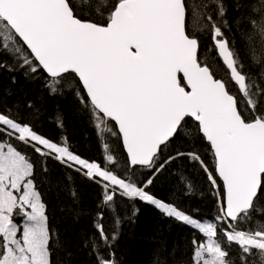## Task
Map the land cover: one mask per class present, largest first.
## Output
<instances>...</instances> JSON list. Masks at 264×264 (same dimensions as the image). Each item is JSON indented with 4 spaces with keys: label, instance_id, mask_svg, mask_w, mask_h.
I'll use <instances>...</instances> for the list:
<instances>
[{
    "label": "snow or ice",
    "instance_id": "6c2138e0",
    "mask_svg": "<svg viewBox=\"0 0 264 264\" xmlns=\"http://www.w3.org/2000/svg\"><path fill=\"white\" fill-rule=\"evenodd\" d=\"M230 7L228 18L225 0H0V69L42 77L53 94L70 88L102 144L90 160L66 137H45L18 111L0 109V264H57L53 245H64L35 180L36 163L47 172L49 160L69 170V182L75 172L99 187L98 207L116 212V198H126L135 215L140 201L188 227V264H264V0ZM194 20L210 47L202 49ZM179 157L203 173L213 217L150 191ZM102 220L97 213L83 247L90 264H119L117 233ZM65 251L62 264H74Z\"/></svg>",
    "mask_w": 264,
    "mask_h": 264
},
{
    "label": "trees",
    "instance_id": "16d2710c",
    "mask_svg": "<svg viewBox=\"0 0 264 264\" xmlns=\"http://www.w3.org/2000/svg\"><path fill=\"white\" fill-rule=\"evenodd\" d=\"M231 3L232 0H225V4L229 6L228 18L235 15L231 10ZM200 28L201 23L194 20L192 29L199 35L202 49L208 48L211 45L210 37L200 31ZM225 32L232 39L233 33L227 29ZM203 55L211 57L212 53L205 51ZM6 59L0 56V60ZM245 70L247 71V67ZM45 84L42 77L26 75L22 68L17 67L14 71L0 69V109L12 108L18 111L20 117L29 121L41 135L53 140L66 137L72 150L82 157L98 160L102 155V144L88 112L82 108L70 88L65 87L53 94ZM29 104L32 105L31 108L27 107ZM58 121H62V126ZM108 142L111 145V140ZM178 147L185 152L191 150L190 144ZM25 151L29 152L33 160H41L30 150ZM201 154L204 157L209 155L204 151ZM47 169V172L43 171L41 163H36L35 180L47 204L54 240L59 239L64 245H53L56 248L54 258L57 264L66 262L65 249L74 253V264H90L83 243L96 232L94 223L99 212H103L105 231L109 235L113 231L117 233L114 249L119 264H156L158 258L161 264H188L192 238L188 227L174 219L163 217L154 206L140 201L135 202L138 209L135 215L133 202L126 198H116V212L103 206L98 207L100 188L87 178L71 172L69 182V170L54 160L47 162ZM140 179H143L142 175ZM189 180L192 191L185 194ZM72 188L77 193L76 199L71 194ZM150 191L157 198L174 200L186 213L194 216L207 220L215 215V197L209 192L199 166L189 162L186 157H179L169 163L157 176ZM117 215L120 217L118 225L115 222Z\"/></svg>",
    "mask_w": 264,
    "mask_h": 264
}]
</instances>
